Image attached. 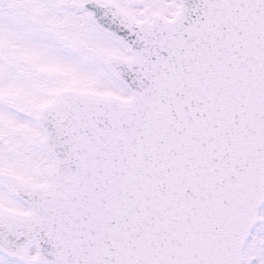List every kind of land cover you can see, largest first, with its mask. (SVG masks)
<instances>
[{
  "label": "snow or ice",
  "instance_id": "1",
  "mask_svg": "<svg viewBox=\"0 0 264 264\" xmlns=\"http://www.w3.org/2000/svg\"><path fill=\"white\" fill-rule=\"evenodd\" d=\"M0 264H264V0H0Z\"/></svg>",
  "mask_w": 264,
  "mask_h": 264
}]
</instances>
